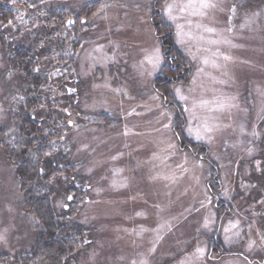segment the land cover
Returning <instances> with one entry per match:
<instances>
[{
    "label": "rangeland",
    "instance_id": "1",
    "mask_svg": "<svg viewBox=\"0 0 264 264\" xmlns=\"http://www.w3.org/2000/svg\"><path fill=\"white\" fill-rule=\"evenodd\" d=\"M154 1L27 2L85 7L73 81L49 61L70 96L56 99L59 119L88 187L74 264H264V1L211 0L204 15L191 14L199 0L185 12L187 0ZM10 3L28 24L25 6ZM34 224L0 151V264L31 249Z\"/></svg>",
    "mask_w": 264,
    "mask_h": 264
},
{
    "label": "trees",
    "instance_id": "2",
    "mask_svg": "<svg viewBox=\"0 0 264 264\" xmlns=\"http://www.w3.org/2000/svg\"><path fill=\"white\" fill-rule=\"evenodd\" d=\"M17 1L28 12V24L16 19L11 0H0V52L5 63L0 69V87L5 89L0 94L5 110L0 151L13 168L22 207L35 221L38 235L29 251L7 258L6 264H74L77 252L87 243L88 229L78 216L88 187L81 161L67 147L66 126L59 119L56 99L70 100L63 82L73 81L76 50L88 26L79 18L85 7L73 10L32 2L35 7L30 8L27 2L31 0ZM154 15L151 21L168 54L171 32L164 28L159 13ZM68 19L74 20L73 27ZM47 56L51 59L45 61ZM53 59L62 66L66 80L56 85L51 72L55 64L49 65ZM159 80L155 78L154 87L163 85Z\"/></svg>",
    "mask_w": 264,
    "mask_h": 264
},
{
    "label": "snow or ice",
    "instance_id": "3",
    "mask_svg": "<svg viewBox=\"0 0 264 264\" xmlns=\"http://www.w3.org/2000/svg\"><path fill=\"white\" fill-rule=\"evenodd\" d=\"M215 6L216 5L214 3H212L211 0H199L198 10L193 11L191 14L192 15H204L205 13L202 11L203 9L213 8ZM174 7H175V4H167L164 7V12L169 16L170 19H175V17L172 15ZM192 8H196L195 0H187V3L183 4L179 10L181 12H185L188 9H192ZM181 27H182L181 25H177L178 29H180ZM205 30L208 32L214 31V29H212V28H206ZM229 31H230V29H229ZM177 35L180 36L181 33L178 32ZM225 42H227V41H225ZM148 60L150 63L158 64L160 61L159 49H156L155 50V56L154 57H148ZM205 62H207V61H205ZM176 91L179 94L180 90L176 89ZM183 98L184 97H181V99H183ZM204 103H207V102H204ZM205 130H208V129H205ZM198 138H199V135H198ZM0 238H2V237H0ZM197 251L202 252L203 250L198 249Z\"/></svg>",
    "mask_w": 264,
    "mask_h": 264
}]
</instances>
